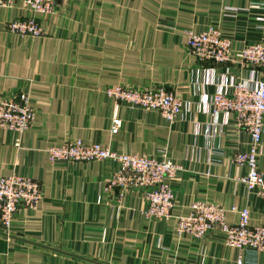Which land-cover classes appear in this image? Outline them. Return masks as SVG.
<instances>
[{
	"label": "crops",
	"instance_id": "crops-1",
	"mask_svg": "<svg viewBox=\"0 0 264 264\" xmlns=\"http://www.w3.org/2000/svg\"><path fill=\"white\" fill-rule=\"evenodd\" d=\"M29 16L21 4L0 8V91L28 94L36 111L25 134L0 130V177L33 178L44 195L36 209L17 212L8 234L0 223V264H236L221 233L197 240L179 237L176 226L197 201L249 208L251 226H264V198L247 191L239 178L248 170L235 162L250 136L212 107L236 82L264 80V69L239 54L264 41V0H58L55 14L40 18L43 36L7 31ZM209 27L231 40V62L200 63L188 53L186 33ZM117 85L165 86L181 111L169 123L119 104L106 94ZM114 119L122 120L118 134ZM76 139L119 153L166 152L183 168L172 183V217L148 219L142 191L119 200L106 190L117 169L110 161L50 162L46 148ZM258 162L264 174V135ZM227 222L239 215L229 212Z\"/></svg>",
	"mask_w": 264,
	"mask_h": 264
},
{
	"label": "built area",
	"instance_id": "built-area-1",
	"mask_svg": "<svg viewBox=\"0 0 264 264\" xmlns=\"http://www.w3.org/2000/svg\"><path fill=\"white\" fill-rule=\"evenodd\" d=\"M28 10L26 19L7 24V31L22 38H37L44 34L40 18L55 14L58 0H0V8L12 9L16 5ZM187 51L198 62L228 63L234 58L232 42L219 28L202 31L189 30ZM243 64L264 69V41L246 45L239 51ZM106 94L119 104L159 113L172 123L181 111L182 100L165 86L131 88L117 85ZM214 114L234 117L236 125L250 136L246 150L235 155V162L247 168L239 181L248 192L264 198V174L259 170V150L264 135V80H257L251 87L245 80L230 86L229 92L217 93L212 102ZM36 111L28 94L0 91V130L25 134L32 126ZM121 119H114L112 134H118ZM19 146V141L16 144ZM50 162L91 163L110 161L117 165L105 188L116 191L119 200L132 191H142L146 201L145 215L150 220L167 221L175 207L172 183L183 168L165 152L157 157L119 153L99 144H89L81 139L46 148ZM44 195L42 184L30 177L13 174L0 177V223L9 233L17 212L24 208L34 210ZM239 215V222L228 224L227 214ZM249 208L234 207L227 210L211 201H197L190 210L177 218L176 234L202 240L214 233H221L225 244L236 250V264H257L264 254V226H251Z\"/></svg>",
	"mask_w": 264,
	"mask_h": 264
}]
</instances>
